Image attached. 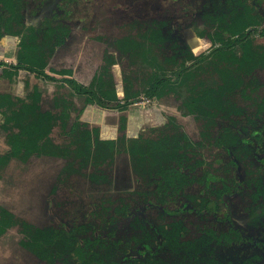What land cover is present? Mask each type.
<instances>
[{
  "label": "trees",
  "instance_id": "16d2710c",
  "mask_svg": "<svg viewBox=\"0 0 264 264\" xmlns=\"http://www.w3.org/2000/svg\"><path fill=\"white\" fill-rule=\"evenodd\" d=\"M64 1L66 5L63 7L72 11V8H86L90 0ZM30 3L31 0H0V55L17 60V63L0 60V83L12 86L24 76L21 70L34 72L57 83H68L74 98L58 91L51 95L36 86L21 97L15 95L11 88L2 89L0 85V112L3 115L0 131L9 147L0 154V179L3 180L0 187V247L8 249L11 254L8 264L18 253L30 262L28 264L44 261L51 264H93L96 260L97 264H108L114 254L106 249V240L81 237L80 230L75 227H47L31 218L27 214L28 208L17 213V206L24 203V196L16 198L18 188L27 181L26 177L39 162L46 164L66 158L70 162H80L82 171L89 169L84 174L89 173L90 184L103 194L94 201L92 209L93 218H100L99 224L113 223L121 213L119 203L124 202L127 196L115 199L111 191L115 184L125 187L124 184L132 182L131 170L136 179L143 181V185L133 193L141 192L149 197L148 202L151 199L166 202V197H159L162 193L176 189L177 184L182 188L187 183L186 162L195 160L191 170L204 165L199 147L201 142L187 132L164 130L172 125L165 127L156 137L144 134L128 136L129 105L136 102L142 92L149 98L170 93L182 96V91L187 88L192 94L184 100V105L199 118L204 115L215 118L225 109L230 113L231 108L247 113L245 106H236L234 100L236 94L252 97L250 90L258 82L254 69L264 66V44L256 46L251 37L252 29L247 31L248 27L261 23V20L251 11L235 8L225 29L218 25L215 33L208 34L207 39L215 46L208 54L190 50L152 52L155 44L159 46L162 42L166 45L165 35L157 29L142 34L148 40L140 41L135 37L117 40L120 53L128 56L132 64L141 63L153 68L141 78L140 85H144L141 89L132 78L140 72L139 67L138 71L134 70L120 79L112 72L117 56L110 52V41L82 31L75 32L60 19L62 14L57 11L60 6L53 8V13L47 15V19H41L39 25L27 22L33 17ZM39 8L48 10L44 6ZM64 11L68 13L67 9ZM225 31L230 32L231 38L224 36ZM9 37H15L17 42L15 38L8 42ZM238 42L244 52L241 56L230 48ZM7 47L16 48V52L8 54ZM96 60L103 63H96ZM190 61L193 64H189ZM203 67L211 68V82L205 85L202 80L199 84H190ZM117 81L125 83L124 102L120 98ZM81 100L82 105H79ZM90 105L107 113L108 124L117 126L118 136L104 138L99 128H90L87 122L80 120L81 113ZM73 112L77 113L76 116ZM214 124L215 121H208L205 125ZM57 128L62 141L55 136ZM219 139L216 136L217 142ZM108 160L110 164L119 162L116 164L117 177L101 167ZM6 168L11 172L5 176L3 170ZM41 189L40 197L44 199V186ZM129 191L122 190L125 195ZM114 208L117 213L112 218L109 211ZM108 217L112 219L107 220ZM173 223H165L164 226ZM183 223L181 220L182 232ZM5 240L9 243H3ZM186 242L184 239L183 243ZM97 245H100L99 249H96Z\"/></svg>",
  "mask_w": 264,
  "mask_h": 264
},
{
  "label": "flooded vegetation",
  "instance_id": "af4514ba",
  "mask_svg": "<svg viewBox=\"0 0 264 264\" xmlns=\"http://www.w3.org/2000/svg\"><path fill=\"white\" fill-rule=\"evenodd\" d=\"M187 2H191V5L177 17L173 16L168 20L161 17L132 19L123 27L122 34L114 38L101 34L90 35L101 36L111 42L110 52L117 56V61L112 65L111 70L117 78L119 76L122 78L135 70V64H132L129 57L122 56L120 53L121 50L116 45L117 40H123L125 37H135L140 41L148 40L142 34L151 29H157L165 35L166 45L162 42L159 46L155 44L152 52L190 50L208 54L215 47L209 42L208 34L215 33L218 25H222L225 29L231 21L233 10L237 7L259 16L261 23L248 27L247 31L252 29L251 37L256 46L264 44V0H187ZM65 3L64 0H31L29 7L33 10V17L28 18L27 22L39 25L41 19H47V15L44 14L43 17H39L38 14L44 11L39 8L40 6L47 8V12L51 10L52 14L53 8L59 6L62 8L66 5ZM67 10L68 13L66 11L65 13L72 14L71 17L77 12L75 8H72L73 12L70 8ZM57 11L60 13V10ZM60 19L70 25L62 18V15ZM83 31L87 33L85 29ZM189 33L192 34L193 41L186 39L188 37L185 35ZM223 34L226 38L232 36L227 31ZM197 42L199 44H196ZM196 45L201 46L196 47ZM241 47V43L238 42L230 48H234L241 56L244 53ZM6 52L15 53L16 48L9 47ZM0 60L17 63L16 58L12 56L0 55ZM125 61L133 67L125 66L122 76H118L115 67L118 63L123 65ZM95 62L103 63L98 60ZM189 64H193V61ZM137 65L140 72L132 75V78L134 83L142 89L144 85H140L141 78L153 68L151 65L144 66L141 63ZM21 72H24V76L17 79L12 86L10 83H0L2 89L11 88L15 95L21 97L32 92L35 86L48 94L52 93L51 95L57 91V86L53 89L57 82L38 76L34 72L24 70ZM199 73L190 81V84L196 85L202 80L205 81V85L211 82L210 67H203ZM254 75L260 82H256V85L251 88L252 97L236 94L234 100L236 106H245L247 113L242 112V109L235 111L231 108L230 113L225 109L215 118H208L205 115L199 118L186 104L184 105V100L192 94L187 88L182 91V96L170 93L162 97L149 98L142 92L137 101L129 105V121L126 129L128 136L138 137L144 134L156 137L165 127L172 125L164 130L187 132L201 142L199 147L204 158V165L191 170L195 160L186 162L187 165L184 166H187L186 172L189 174L187 183L182 188L177 184L176 189L157 195L161 198L166 197V202L160 199H151L148 202L149 197L146 195L140 194L141 192L133 193L134 189L143 185V181L136 179L131 170L132 182L124 184L125 187L115 184L111 191L115 199L122 195V197L127 196L124 202L119 203L121 213L117 215L113 223L99 224L100 218H97L98 220L93 218L92 209L95 207L94 201L99 200L103 194L92 187L87 176L89 173L84 174L90 170L79 169L80 162L58 158L57 162L50 161L46 164L44 161V163L39 162L34 169L42 168L43 176L40 174V176H33L32 179L27 176V181L21 186V189L29 187L26 190L28 194L23 198L24 204L39 198L43 206L42 210L45 212L44 216L42 215V222L38 221V217L31 216V218L47 227L54 225L75 227L80 230L81 237L89 236L91 239L106 240L105 243L109 245H106V249L114 254L107 261L108 264L186 262L188 264H264V66L254 69ZM136 76H138L137 79H135ZM197 78L199 79L195 82ZM27 81L28 87H26ZM58 83L59 88L70 86L64 81ZM117 83L120 98L124 102L125 83L124 81H117ZM21 88L24 93L20 91ZM73 93L72 87L69 93L59 91L61 95L74 98ZM160 101L174 102L170 113ZM139 103L141 105L139 108L133 107ZM79 105H82V100ZM96 109L99 113L95 112ZM72 114L76 116L77 113ZM151 119L159 121L155 122V125H149ZM80 120L87 122L90 128H99L104 138H110L116 134L118 136L117 126L109 125L107 113L97 106H88L81 113ZM208 121H215V124L207 127L205 124ZM2 122L3 115L0 112V124ZM137 124H140L139 129L134 131ZM56 131L58 132L55 136L62 141L59 129L57 128ZM106 131H109L108 134ZM216 136L220 138L218 142ZM8 148L0 131V154L6 152ZM191 155L194 156V154ZM117 163L119 162L110 164L108 160L101 167L111 176L117 177L119 175L116 170ZM0 180L1 187L3 180ZM43 186L44 199H41ZM123 188L130 190L129 193L123 194ZM30 194L34 196L33 199ZM109 212L113 218L117 210L114 208ZM27 214L30 215V212ZM112 218L108 217L107 220ZM181 220L184 222L183 232L180 231L183 227L180 225ZM170 222L174 223L164 226L165 223ZM184 239L187 241L186 244L183 243ZM111 242H113L112 245L109 244ZM99 246L97 245L96 249H99ZM10 255L8 249L0 247V264H8ZM10 263L28 264L30 262L18 253L10 260ZM39 264L51 263L44 261ZM54 264L65 263L55 262ZM93 264H97V260Z\"/></svg>",
  "mask_w": 264,
  "mask_h": 264
},
{
  "label": "rangeland",
  "instance_id": "374dc122",
  "mask_svg": "<svg viewBox=\"0 0 264 264\" xmlns=\"http://www.w3.org/2000/svg\"><path fill=\"white\" fill-rule=\"evenodd\" d=\"M84 5V3H83ZM191 5V2H187V0H90L89 5L86 6V8L82 7L79 10H77L76 14L71 17L72 14H66L64 10L67 8H58L57 10H60V13H62V18H64L68 23H70L71 27L74 29L75 32L83 31L85 29L87 31L86 34L88 35H106L108 37H117L122 34V29L126 25L127 22H129L132 19H145V18H155V17H161L166 20L171 19L173 16H179L180 13H183L186 11V8H189ZM81 11L84 12H90L89 14L86 13H80ZM44 12V11H43ZM40 12V16L44 15H51V10L48 11L46 14L45 12ZM182 13V14H183ZM42 14V15H41ZM44 14V15H43ZM181 15V14H180ZM188 41H193V36L191 33L185 35ZM14 40V37H9L8 42H12ZM196 44H199L197 42ZM8 45V44H7ZM201 45H196V47H199ZM8 49V47H7ZM8 57V56H7ZM10 59V58H9ZM134 65V64H133ZM133 67L132 64L129 62H124L123 65L118 63L115 67V71L117 75L122 76L123 68ZM135 70L138 68V65H134ZM144 68V66H140ZM150 69V68H149ZM120 78V76L118 77ZM199 78L195 79L194 81L197 82ZM39 82H43L40 81ZM59 84V83H58ZM58 84L56 83L55 87L53 89H56L57 91H61L64 93H69L71 91L70 86H66V88H59ZM119 88L122 91V87L119 85ZM22 91V88L20 89ZM24 93V91H22ZM170 97V96H169ZM162 102V101H160ZM164 108L170 111L173 109L174 102L172 101H166L162 102ZM141 105L135 104L133 107L139 108ZM96 113H99V110H95ZM102 112V111H101ZM94 116V115H93ZM96 118V116H94ZM138 118V117H137ZM157 119H151L149 120V125H155V122H158ZM140 124L136 126V130L139 129ZM109 131H106L108 134ZM105 134V131H104ZM11 172V169L6 168L3 170V173L8 175ZM42 174L43 176V169L37 167L36 169H33L30 171L28 177L33 176H40ZM1 181V180H0ZM1 184V183H0ZM29 187H23L22 189H18L19 192H16L15 194H18L16 196L17 200L21 198L22 196H25L28 194L26 190H28ZM25 191V192H24ZM30 197L33 199L34 196L30 194ZM24 198V197H23ZM26 202H29V200H26ZM23 208H28L27 212H30V217H38V221H43L42 215L44 216L45 212L42 210L43 206L41 202L39 201V198H34L29 203L26 204H20L17 206V213H20ZM22 213V212H21ZM3 243H9L7 240H5Z\"/></svg>",
  "mask_w": 264,
  "mask_h": 264
}]
</instances>
